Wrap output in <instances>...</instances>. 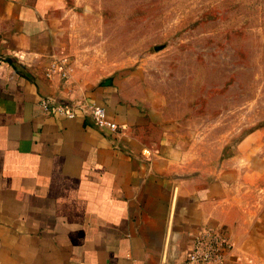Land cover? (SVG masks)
<instances>
[{
  "label": "crops",
  "instance_id": "1",
  "mask_svg": "<svg viewBox=\"0 0 264 264\" xmlns=\"http://www.w3.org/2000/svg\"><path fill=\"white\" fill-rule=\"evenodd\" d=\"M65 1L0 0V264H187L209 228L231 243L220 264H264V203L245 205L243 170L193 174L171 125L119 75L47 76ZM46 97L75 115L44 112Z\"/></svg>",
  "mask_w": 264,
  "mask_h": 264
},
{
  "label": "rangeland",
  "instance_id": "2",
  "mask_svg": "<svg viewBox=\"0 0 264 264\" xmlns=\"http://www.w3.org/2000/svg\"><path fill=\"white\" fill-rule=\"evenodd\" d=\"M64 5L55 13L56 75L71 82L119 75L171 125V140L189 150L188 170L201 179L243 170L245 205L264 203V0Z\"/></svg>",
  "mask_w": 264,
  "mask_h": 264
},
{
  "label": "built area",
  "instance_id": "3",
  "mask_svg": "<svg viewBox=\"0 0 264 264\" xmlns=\"http://www.w3.org/2000/svg\"><path fill=\"white\" fill-rule=\"evenodd\" d=\"M54 72L53 62L47 76ZM39 105L46 113L59 114L67 117L75 115V109L65 103L55 102L49 97L41 98ZM84 114L88 115L93 123L100 128L116 130L118 125L106 119L103 107L96 104H86L81 108ZM231 243L227 234L220 229L209 228L194 237L192 247L187 254V264H220L224 261Z\"/></svg>",
  "mask_w": 264,
  "mask_h": 264
}]
</instances>
